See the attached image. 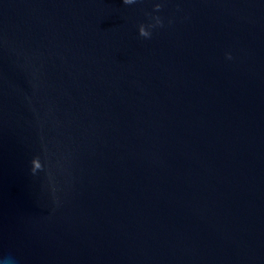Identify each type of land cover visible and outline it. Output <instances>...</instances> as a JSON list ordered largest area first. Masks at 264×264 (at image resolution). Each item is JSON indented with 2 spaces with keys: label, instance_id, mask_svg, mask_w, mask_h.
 <instances>
[{
  "label": "water",
  "instance_id": "water-1",
  "mask_svg": "<svg viewBox=\"0 0 264 264\" xmlns=\"http://www.w3.org/2000/svg\"><path fill=\"white\" fill-rule=\"evenodd\" d=\"M4 257L264 264V0H0Z\"/></svg>",
  "mask_w": 264,
  "mask_h": 264
},
{
  "label": "clouds",
  "instance_id": "clouds-1",
  "mask_svg": "<svg viewBox=\"0 0 264 264\" xmlns=\"http://www.w3.org/2000/svg\"><path fill=\"white\" fill-rule=\"evenodd\" d=\"M135 2H136V0H125V3H127V4H133ZM157 7H159V6H157ZM155 23H158V24L162 23V20L160 19V17L158 15L155 17ZM141 34L144 36H148L151 33L146 27L141 26ZM231 55H232V53L229 52L228 56L231 57ZM0 264H18V262H17L15 257H4V258H0Z\"/></svg>",
  "mask_w": 264,
  "mask_h": 264
}]
</instances>
